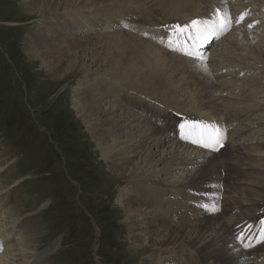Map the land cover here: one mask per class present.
Listing matches in <instances>:
<instances>
[{
  "label": "bare ground",
  "instance_id": "bare-ground-1",
  "mask_svg": "<svg viewBox=\"0 0 264 264\" xmlns=\"http://www.w3.org/2000/svg\"><path fill=\"white\" fill-rule=\"evenodd\" d=\"M136 1L21 0L22 11L25 14L27 12L28 16L36 15L38 27L44 31L30 34L29 43L33 47L27 49L31 50L33 55H39L37 57L41 60L45 71L55 78L68 75V71L63 65H59L62 57L56 58L52 53L46 55V51L41 48L43 42L56 43L61 49L68 48L65 49L67 53L73 51L74 56L80 53V59L85 62L84 68L79 67L82 79L79 80V88L74 91L72 106L89 134L97 140L104 164L110 170L109 173L120 181L128 182L126 189L118 194L117 201L124 212L125 227L132 244L140 245L141 249L149 247L153 249L151 252L161 250L167 252L170 249L178 251L185 248L203 258L199 264H217L214 260L215 254L221 264H264V240L257 242L259 233L264 228L261 225V221H264V156H260L261 158L258 156L264 154V141L255 142V138L258 137L257 131L256 135H253L254 132L249 125H245L246 120L251 123L250 116L256 112L252 110H259L260 115L264 116V109L258 107L255 97L253 99L246 97L242 100L219 97L218 90L222 94H227L226 86L233 84L231 81L215 82L218 71H213V67L223 63L227 65L225 61L230 64L234 57H241L239 54L231 55L232 59H230L229 55L218 53L225 41L233 48H241L240 44H244L242 46L255 56L261 54L259 51H264L261 47L264 45V37H248L246 34V32L258 31L257 28H252L256 22L254 15L262 13L264 9L256 13L252 8L253 4L241 3L252 2L251 0H239L240 8L233 10L228 9L227 2L235 0H154L156 8L162 11L164 16V22L160 24L163 29L166 27L176 29L177 25L182 26L192 20L211 22L219 17H227L231 20L230 27H235L234 32L230 33L232 37L221 39L210 56L202 59H190L179 55L178 52L173 53V49L177 51L175 40L178 33L172 40L171 48L169 41H162L163 38L160 37L156 39L158 44L152 42L151 30L140 32L141 35L148 36L142 37V40L125 39L117 34L110 38L96 36L94 40L81 37L101 33L99 31L106 23L101 12L104 5L119 3L136 5ZM259 1L264 5V0ZM38 2H42L41 8L38 7ZM84 11L87 13L83 17ZM233 37L235 38L232 40ZM66 45L68 47H65ZM102 55V59L105 58L100 61L99 56ZM261 60L264 61L262 56ZM198 62L203 63V66L199 65L200 68L197 67L198 65L195 66ZM224 68L226 67L222 66L218 70ZM238 70L240 69L236 71ZM95 75H99L98 79L102 80V77H105L112 82L108 80L99 82L100 80L92 77ZM224 75L227 77V74ZM196 79H205L208 91L205 87L202 89L201 83ZM94 81H98L97 86ZM249 82L258 83L257 86L252 87L258 88L264 94L262 90L264 86L260 81L249 79ZM100 84L115 88L113 94L118 96L119 104L112 103V100L98 88ZM221 84L225 88H222ZM122 88L125 91H122ZM213 92L217 93L216 106L208 104L203 97L206 93L213 95ZM146 97L155 98L156 102L165 105L157 103L160 108L156 105L155 107L158 108L156 109L148 104ZM240 102L254 105L243 109L235 107V104ZM171 103L179 107L171 108L170 105H173ZM225 113L244 114L237 119L230 117L225 120L228 117ZM175 116L179 118L175 119ZM211 117L217 119H208ZM180 118L203 122L211 128L218 129L223 134L224 147L216 151L200 149L193 146L190 140L181 139L179 132L176 130L175 133L171 130L167 122L174 120L175 123ZM239 121L241 128L236 129L238 127L236 123ZM243 141H246V145ZM227 146L232 154L226 161L224 158L220 161L219 155ZM140 148L141 150L137 151ZM127 153L134 155L127 157ZM225 162L233 168L240 167L242 171L240 174L242 178H237L238 183L234 182L238 184L236 189H227V186H219L215 189L190 186L193 182L215 173L216 169H221ZM8 170L0 163V239H3L0 240V256L3 254L2 258L0 257V264L5 263L4 260L8 255L11 261L9 264H49L45 256L57 249L58 242L49 246L45 253L31 254L36 251L39 224L33 218H29L28 221L22 217L17 218L19 216L16 204L20 198L16 190L8 189L4 183ZM174 175L178 176L170 180ZM158 181L165 184H159ZM166 184L177 187L169 190ZM187 191L198 194L199 198H191L186 194ZM212 194L217 196L213 198ZM145 197L150 198L157 206L165 208L162 216L166 218L168 224H175L176 229L165 227L161 223L156 211L151 209L152 202L145 201ZM200 203L211 205V211L198 212L196 205ZM3 208L5 209L1 213ZM168 212L172 220L167 217ZM176 221L181 223L176 224ZM196 222L201 225L197 226ZM185 226L188 228L183 229ZM237 233L249 235L252 246L244 247ZM15 236L18 238L14 239ZM13 241L15 243L10 246ZM16 245L19 246V251ZM141 254L143 256L144 253ZM185 262L192 264L189 261ZM156 263L155 260L154 264ZM140 264L153 263L143 258ZM160 264H180V261L166 257L161 259Z\"/></svg>",
  "mask_w": 264,
  "mask_h": 264
},
{
  "label": "rangeland",
  "instance_id": "rangeland-1",
  "mask_svg": "<svg viewBox=\"0 0 264 264\" xmlns=\"http://www.w3.org/2000/svg\"><path fill=\"white\" fill-rule=\"evenodd\" d=\"M140 1L137 0L136 5L135 3L104 5L101 12H103L106 23L105 27L99 31L102 34L83 35L81 37L94 40L96 36L110 38L112 35L117 34L125 39L142 40V37L146 35H141V31V33L147 30L153 31L151 37L161 33L159 31L163 28L160 26L164 22L162 11L156 8L153 3L154 0ZM20 2L21 0H0V163L7 170L10 168L4 179L5 185L8 189L16 190V194L18 192L20 198L16 204L19 216L17 218L22 217L25 221L33 218L39 224V227H37L39 235L37 234L36 251L31 254L45 253L49 246L54 242H58L57 249L45 256L49 264H140L143 258L147 261L151 260L153 264L156 260V264H160L161 259L163 260L166 257H171L173 260L178 259L180 264H186L185 261L199 264L203 258L201 259L200 256H196L185 248L178 251L170 249L167 252L162 250L151 252L153 249L149 247L141 249L140 245H134L130 242L127 234L128 230L125 227L124 212L120 209L117 201L118 194L126 189L125 186L128 182L127 180L120 181L109 173L110 170L104 164L97 140L89 134L72 106L74 91L79 88L78 83L82 79L79 67L83 66L82 68H84L85 62L80 59V53L77 54L78 56H74L73 51L67 53L65 49L68 50V48L61 49L56 43L47 41L42 43L43 47L41 48L46 51V55L52 53L56 58L62 57L59 65L66 68L68 75H62L63 78H55L45 71L41 60L37 57L39 55H33L30 52L31 50L28 51L27 49L30 46L33 47L29 43L30 34L44 31L41 27H38L36 15L30 16L29 14L28 16L27 12L25 14L22 11ZM227 3L229 5L227 6L228 9H237L240 5V1ZM241 3L245 4V2ZM41 4L42 2H38L39 8L42 7ZM249 4H253V7L257 8L260 1L252 0ZM85 13L87 11L82 13L83 17ZM38 29L41 30L38 31ZM246 34H248V37H264V34L259 32L254 34L247 32ZM229 35L227 34L226 38L232 37ZM244 39L245 37H243ZM242 45L244 44H240L241 48H233L225 41L221 49L218 50V53L222 55H229L230 59H232L231 55L239 54L241 56L240 58L234 57L237 60L235 61L233 58L230 64L225 61L227 65L223 63V65L213 67V71H218V77L214 79L215 82L229 83L231 81L233 84L226 86L227 94H222L218 90V95L224 99L229 97L230 99L238 98L240 100L246 97L252 99L255 97L254 100L258 102V107L264 109L262 107L264 106L263 91L261 92L258 88L252 87L257 86L258 83L249 82V79H253L260 81L261 85L264 86V61L261 60V56L264 58V51H259L261 54L257 52L260 56H255L254 53ZM261 47L264 48V45ZM50 48H52L51 51ZM102 57L103 55L99 56L100 61L105 58L102 59ZM255 61L257 63H254ZM217 63L222 62L217 61ZM199 65L201 67L203 63L198 62L195 64L197 67ZM222 66L226 68L218 70ZM235 69L240 70L236 71ZM224 74H227V77ZM98 76L92 77L97 78ZM92 77L90 78L93 79ZM184 77L190 76L184 75ZM98 80H100L99 82H103V80L112 82V80L105 79V77ZM198 81L201 83L202 89L208 87L205 79ZM97 82L94 81L96 86ZM98 88L112 100L113 104H119L118 96L113 94L115 88L105 84H100ZM222 88H225V86ZM262 90L264 89L262 88ZM122 91L125 90L122 88ZM206 91H208V88ZM230 91H233V93ZM123 93L131 96L126 92ZM213 95L209 93L207 95L206 93L203 97L208 104L216 106L218 103L215 98L217 93L213 92ZM146 99L152 107H155L157 103H161L156 102V99L152 97H146ZM224 102L226 103V100ZM162 104L165 105L164 103L160 105ZM171 104H173L170 105L171 108L174 106L179 107L174 103ZM252 105L254 104L240 102L235 104V107L243 109ZM157 106L160 108L159 105ZM252 111L256 112L250 116L251 123L246 120L247 124L245 122V125H249L252 132H254L253 135H256L255 132L257 131L256 136L258 137L255 138V142L261 143L264 141V116L260 115L259 110ZM225 114L228 117L222 116L226 120L230 117L237 119L242 117L244 113ZM171 115L176 114L171 113ZM197 115L201 116L200 114ZM182 116L185 118L184 115ZM176 118L179 117L175 116ZM208 119L215 120L217 118L211 117ZM185 120L180 118V121L184 122ZM167 122L171 130L176 129L174 120ZM236 124L238 125L236 129H240V121ZM243 143L245 144L246 141H243ZM139 150L141 148L137 151ZM223 150L219 155L220 161L224 159L226 161L232 154L228 146ZM126 155L131 157L134 153H127ZM258 156H264V154H258ZM226 164H223L221 169H216L215 173L193 182L190 186L212 189L227 186V189H236L238 187V181L236 180L242 178V175H240L242 171L239 165H237L239 167L237 169ZM176 176L178 175L172 176L170 180H174ZM158 182H160L159 184H165L162 181ZM241 184L243 185V183ZM175 187L177 186L167 185L166 188L171 190L172 188L176 189ZM186 194L191 198H199V195L194 192L187 191ZM213 196L214 194H212ZM145 201H151V199L145 197ZM151 202V209L156 211L161 223L165 227L176 229L175 224L169 223V225L166 218L162 216V211L165 208L157 206L154 201ZM170 206L172 205L170 204ZM196 208L198 212L204 210L210 212L212 206L207 203H200L196 205ZM260 216L261 214L258 215V217ZM167 217L172 218L170 212H168ZM190 222L194 223V221ZM180 223L181 221H176V224ZM196 223L197 226L201 225L199 222ZM185 228H188V226L183 227V229ZM16 237L14 239L18 238ZM14 241L16 242V240ZM14 241L10 243V246L15 243ZM16 247L18 250L19 246L16 245ZM141 253H144L143 256ZM2 256L3 254L0 257L2 258ZM9 259L10 255L5 258L4 264L11 263ZM214 260L217 264H221L216 254Z\"/></svg>",
  "mask_w": 264,
  "mask_h": 264
},
{
  "label": "snow or ice",
  "instance_id": "snow-or-ice-1",
  "mask_svg": "<svg viewBox=\"0 0 264 264\" xmlns=\"http://www.w3.org/2000/svg\"><path fill=\"white\" fill-rule=\"evenodd\" d=\"M243 18V17H242ZM241 18V19H242ZM231 20L227 17H219L215 21H201L192 20L191 25H185L183 27L177 25V38L176 43L180 51L185 55L201 59L198 53L194 52L193 49L198 47V42L206 43L211 36H217L230 28ZM191 41V48H186L185 45ZM172 41H169V47H172ZM175 50V49H173ZM179 136L183 140H190L191 143L202 146L205 149L212 151L218 150V146H222L223 134L218 129L211 128V126L204 124L199 121L185 120L179 124ZM206 207V206H205ZM264 225V221H261ZM244 247H250L251 241L244 243L248 238L241 235L238 237ZM264 240V228L259 233V239L257 242Z\"/></svg>",
  "mask_w": 264,
  "mask_h": 264
}]
</instances>
